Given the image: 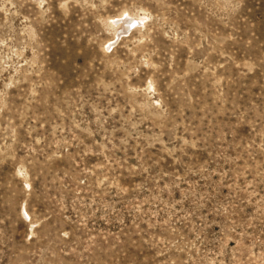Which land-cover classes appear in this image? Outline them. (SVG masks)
<instances>
[{
	"label": "rangeland",
	"instance_id": "obj_1",
	"mask_svg": "<svg viewBox=\"0 0 264 264\" xmlns=\"http://www.w3.org/2000/svg\"><path fill=\"white\" fill-rule=\"evenodd\" d=\"M0 264H264V0H0Z\"/></svg>",
	"mask_w": 264,
	"mask_h": 264
},
{
	"label": "water",
	"instance_id": "obj_2",
	"mask_svg": "<svg viewBox=\"0 0 264 264\" xmlns=\"http://www.w3.org/2000/svg\"><path fill=\"white\" fill-rule=\"evenodd\" d=\"M136 24V21L132 20L130 21L127 25H126V28H123L122 29V32H125L127 31L128 29H130L132 26H134Z\"/></svg>",
	"mask_w": 264,
	"mask_h": 264
},
{
	"label": "bare ground",
	"instance_id": "obj_3",
	"mask_svg": "<svg viewBox=\"0 0 264 264\" xmlns=\"http://www.w3.org/2000/svg\"><path fill=\"white\" fill-rule=\"evenodd\" d=\"M128 20H130V19H128ZM127 21V20H126ZM128 22V21H127Z\"/></svg>",
	"mask_w": 264,
	"mask_h": 264
}]
</instances>
